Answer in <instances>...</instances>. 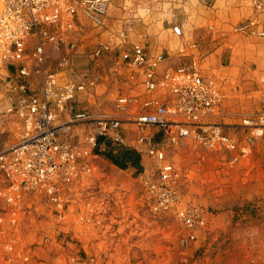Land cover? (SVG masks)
<instances>
[{
    "label": "built area",
    "instance_id": "built-area-1",
    "mask_svg": "<svg viewBox=\"0 0 264 264\" xmlns=\"http://www.w3.org/2000/svg\"><path fill=\"white\" fill-rule=\"evenodd\" d=\"M168 2L0 0V96L7 103L0 110V233L20 225L31 201L47 198L63 209L65 188L78 181L86 161L122 149L159 164L158 174L139 177L156 211L174 210L190 231L205 224L200 208L182 204L173 186L175 165L167 160L163 143L178 148L192 143L229 153L234 161L251 158L264 135V86L261 108L240 125L241 137L213 121L229 98L228 83L203 67L199 44L179 49L185 62L173 67L165 66L169 54L149 51L143 42L148 35L131 36V22L145 21L153 6ZM238 6L241 17L234 33L264 41V0H240ZM172 31L183 36L179 25ZM85 37L96 40V67L130 47L118 62L129 88L116 100L121 117H98L80 108L91 104L103 86L98 78L86 84L70 74ZM55 55L62 57L49 64Z\"/></svg>",
    "mask_w": 264,
    "mask_h": 264
},
{
    "label": "rangeland",
    "instance_id": "rangeland-1",
    "mask_svg": "<svg viewBox=\"0 0 264 264\" xmlns=\"http://www.w3.org/2000/svg\"><path fill=\"white\" fill-rule=\"evenodd\" d=\"M95 42L85 37L72 58L74 80L89 84L98 78L97 84H103L92 103L80 108L98 117H121L116 100L129 88L118 62L130 47L96 67ZM59 57H50L49 64ZM258 58L264 77V58ZM241 82L213 119L240 137L245 133L240 125L261 108L264 86L262 80L249 83L248 77ZM3 102L0 96V110ZM163 144L167 160L175 165L173 186L184 206L204 212L203 226L190 231L174 210H155L139 177L158 174L159 164L144 153L140 167L126 169L100 155L87 160L78 181L66 186L63 209L47 198L31 201L20 225L0 233V264H264V135L251 158L238 161L192 143L180 148L174 142Z\"/></svg>",
    "mask_w": 264,
    "mask_h": 264
},
{
    "label": "crops",
    "instance_id": "crops-1",
    "mask_svg": "<svg viewBox=\"0 0 264 264\" xmlns=\"http://www.w3.org/2000/svg\"><path fill=\"white\" fill-rule=\"evenodd\" d=\"M239 2L169 0L168 3L153 6L145 21L131 22L128 27L132 29L130 33L135 39L138 34L148 35L143 42L150 52L169 54L165 66L177 67L184 63L177 51L197 42L203 67L209 73L219 74L226 79L228 95H233L243 79L248 77L249 83L264 79L256 62L261 60L258 57L264 58V42L240 37L233 31L241 17ZM141 14L144 15L143 12ZM176 25L183 28V36L178 37L173 33ZM243 72L247 73V77H242ZM3 104H7L6 101Z\"/></svg>",
    "mask_w": 264,
    "mask_h": 264
},
{
    "label": "trees",
    "instance_id": "trees-1",
    "mask_svg": "<svg viewBox=\"0 0 264 264\" xmlns=\"http://www.w3.org/2000/svg\"><path fill=\"white\" fill-rule=\"evenodd\" d=\"M104 155L108 161L121 169H126L128 166L138 168L141 165V155L133 150L122 149L116 154H114L112 151H109Z\"/></svg>",
    "mask_w": 264,
    "mask_h": 264
}]
</instances>
